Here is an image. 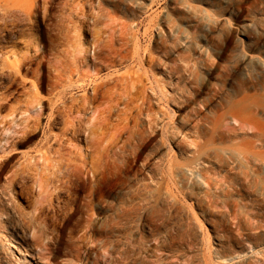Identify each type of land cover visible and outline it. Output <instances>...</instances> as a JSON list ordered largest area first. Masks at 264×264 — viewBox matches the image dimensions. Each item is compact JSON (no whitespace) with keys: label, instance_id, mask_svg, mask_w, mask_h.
Masks as SVG:
<instances>
[{"label":"rangeland","instance_id":"1","mask_svg":"<svg viewBox=\"0 0 264 264\" xmlns=\"http://www.w3.org/2000/svg\"><path fill=\"white\" fill-rule=\"evenodd\" d=\"M159 2L36 0L39 10L17 25L23 33L14 16L0 17V191L24 170L25 155L61 147L54 136L63 124L52 123L50 104L62 92L72 105L109 72L138 69L128 57L103 71V29L105 40L137 31L161 60L142 65L169 95L154 101L158 125L145 122L132 139L138 155L103 150L100 198H83V187L77 197L51 198L44 230H23L13 216L35 211L41 187L26 180L35 198L18 193L20 184L9 187L12 197L0 198V264H264V0ZM121 42L113 48L130 54L134 42ZM60 72L64 83L96 82L66 88L56 84ZM108 105L100 97L80 114L85 133L65 134L67 150L85 156L96 137L103 147L113 140L118 114L103 128L92 109ZM238 152L250 156L248 166Z\"/></svg>","mask_w":264,"mask_h":264},{"label":"bare ground","instance_id":"2","mask_svg":"<svg viewBox=\"0 0 264 264\" xmlns=\"http://www.w3.org/2000/svg\"><path fill=\"white\" fill-rule=\"evenodd\" d=\"M159 1L160 0H152V3H160ZM36 5V0H0V17L8 21V17L14 16L13 21L16 22V24L14 25V29L18 28L16 29V31L23 33L24 30L19 29L20 27H17V25H21L20 20L31 19L33 17L35 11L37 12V10H39L37 9ZM149 30L150 28L147 27L145 29V33H147ZM104 34L105 29H103V40L105 41V43L103 44V71L106 69H110L111 67L122 66L126 62V60H128V57L134 59L133 61L136 62L138 69H129L123 73L109 72L105 77H103V81L94 84V93L92 96L84 95L81 101L77 100V103L73 102L72 105L65 104L67 102L68 95L67 89L60 94V99H62L60 103H58V101H52L53 103L51 102L52 104H50V106H52L55 112H57V114L54 115V118H51L52 123L55 125V122L57 123V120L60 119V121L58 122L63 124V126L61 127L63 132L62 135L56 134V136H54V140L57 141L61 145V147L54 149L52 153L44 151L38 154L25 155L27 158V163L23 168L24 170L22 172H13L14 174L8 177L7 184H5V186L0 191V198L3 199L7 195V198H11L12 194H10L9 191L11 190L12 186L14 187L15 185L20 184V192L19 190H17L18 193L22 195L26 194L29 196V198H35L33 197L31 189L29 188L26 180L31 179L35 185L39 182L38 185L40 184L41 187L40 195L36 197L38 199L33 200L34 206L36 208L35 211L30 213H19V215L13 216L14 218H18V220L20 221L18 224L23 230L26 229V227L29 228L32 226H35L40 231L44 230V226L41 222L42 215H47L53 209V202L51 198H61V194L63 195L65 193H67L66 196H63L62 198H74L75 196L77 197L76 193L80 187H83L86 191V194L83 198H100L103 194V150L104 152H107L109 150H115L117 152L118 150H120V153H123V155H125L124 157L126 160L131 155H138L135 148L131 146V141H133L132 139L139 137L142 132L144 133V129L146 127L145 122L147 127L150 129L155 128L156 124L159 122V115L153 110L155 99L159 102L169 99V95L161 91L155 81L151 79L152 77L150 74V70L145 69L142 65L143 61H146L153 68V66L155 67L157 63H160L161 60L154 55L153 48L143 47L139 43L137 39L139 38L138 32H130L128 30V32H126V35L122 36V32L120 33L121 35H117L116 30L108 35L106 40ZM119 40L122 41V46L129 45L132 41L134 42V47L132 51H130V54H123V51L127 50V47L124 50L121 49L117 51L113 48L115 42ZM160 49H162V47ZM130 65L131 63L129 64V66ZM63 77L64 73L60 72L56 84L65 87L73 86L81 90H86L88 88V85L96 82L95 78L91 79L89 77L88 79H85L86 76H82L75 82L67 81L69 83L68 84L64 83L65 78ZM87 80H90V82H87ZM150 88L153 91L152 93L149 92ZM100 97H103V102H107L109 105L103 108V111L97 106H93L92 109L94 110V113H98L103 119V128L110 123L113 124L112 121L114 119V116L118 114L117 116H119L120 119L118 118V123L114 124L116 125V129H118V133L115 135L113 140L109 141L108 144H106L104 147L103 140H101L100 137H96L94 139V142L90 143V147L94 148L88 153V155L83 156L82 154L74 152L73 150H67V148L65 147H67L66 145L68 139L64 137L65 134L71 133L76 137H82L84 135L85 129L84 125L81 123L80 114L84 112L87 113V111L91 108V105ZM35 101L37 102L36 106H38V104L42 102V99L39 97H35ZM123 103L125 104V106L120 107ZM75 113H77L78 115L73 116ZM123 115L124 117H122ZM70 117H72L73 119L71 118L70 120ZM74 119H78L77 124L74 123ZM129 122L131 123L132 127L129 125ZM132 123H134V125H132ZM240 127H242V125H240ZM165 129L164 131L168 133L169 131ZM255 135L257 136V134ZM123 136H126V139L121 138ZM97 153H99V157L96 155ZM233 156L236 160L243 163L245 166H248L250 162V156L248 154L238 152ZM41 159L44 160V171H41V169H39ZM91 173H93L92 176L90 175ZM9 187L11 188L8 191ZM12 192L13 191H11V193ZM15 195L17 194H15L14 191L13 196ZM2 202H0V205ZM88 202L90 204V201ZM1 216H3V214ZM251 235L252 234H250V236Z\"/></svg>","mask_w":264,"mask_h":264}]
</instances>
